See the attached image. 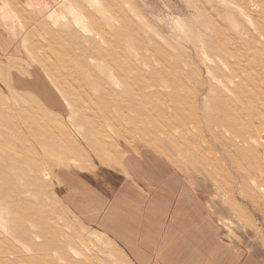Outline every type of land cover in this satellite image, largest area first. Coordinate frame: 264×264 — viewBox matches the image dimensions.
<instances>
[{
	"label": "rangeland",
	"instance_id": "rangeland-1",
	"mask_svg": "<svg viewBox=\"0 0 264 264\" xmlns=\"http://www.w3.org/2000/svg\"><path fill=\"white\" fill-rule=\"evenodd\" d=\"M71 1L41 6L36 19L22 26L26 37L18 54L0 59V264H66L67 254L77 258L87 246L94 247L96 261L114 260L110 240L90 232L62 204L56 171L82 169L90 161L116 164L136 149L153 151L182 174L234 245L264 256V170L256 177L249 169L252 162L264 166V95L243 114L254 145L253 158L245 154L236 161L243 177L221 155V146L205 136L200 113L194 122L190 109L177 114L168 107L176 81L167 66L174 57L187 68L222 65L220 58L202 56H208L205 35L223 32L218 45L224 55L241 64L248 60L258 72L264 63V0H80L91 9L87 16ZM76 20L74 32L68 30ZM257 82L264 85L261 78ZM177 101L190 104L187 98ZM35 143L43 157L35 153Z\"/></svg>",
	"mask_w": 264,
	"mask_h": 264
},
{
	"label": "crops",
	"instance_id": "crops-1",
	"mask_svg": "<svg viewBox=\"0 0 264 264\" xmlns=\"http://www.w3.org/2000/svg\"><path fill=\"white\" fill-rule=\"evenodd\" d=\"M52 2L0 0L1 60L18 54L22 26ZM56 175L62 204L90 232L106 236L115 254L99 262L87 246L77 258L67 254L66 264H264L258 251L231 242L197 189L153 151L128 150L116 164L62 166Z\"/></svg>",
	"mask_w": 264,
	"mask_h": 264
},
{
	"label": "bare ground",
	"instance_id": "bare-ground-1",
	"mask_svg": "<svg viewBox=\"0 0 264 264\" xmlns=\"http://www.w3.org/2000/svg\"><path fill=\"white\" fill-rule=\"evenodd\" d=\"M94 1V0H93ZM103 1V0H102ZM109 1V0H107ZM225 1V0H224ZM261 1V0H260ZM257 2V0H256ZM259 2V1H258ZM246 3V2H245ZM71 4L74 5V7L78 6V10L80 12V15H84L83 13H88V6L83 5V3L80 2V0H72ZM108 4V3H107ZM99 5V4H98ZM243 5V4H242ZM104 6V5H103ZM106 6V5H105ZM241 7V5H240ZM251 8V7H250ZM247 12L252 10V9H248V7L246 8ZM246 11V10H245ZM78 12V14H79ZM253 12V11H251ZM250 12V14H251ZM50 13V12H49ZM92 15V14H91ZM87 16V15H86ZM51 14H50V16ZM85 17V16H84ZM212 17V16H211ZM90 18V16H89ZM91 19V18H90ZM213 17V21H215ZM79 20V19H78ZM78 20H76V22H74V24H70L67 25L70 27V29L68 30H72L74 32V27L76 26V24H78ZM53 21V20H52ZM81 21V20H80ZM211 21V20H210ZM213 21L211 23H213ZM201 23V20H200ZM203 23V22H202ZM217 23V22H216ZM118 24V23H117ZM205 24V23H204ZM207 24V23H206ZM210 24V23H209ZM214 24V23H213ZM212 24V26H213ZM121 26V25H120ZM204 26V25H202ZM209 27V26H206ZM204 27V29L206 28ZM246 27V26H245ZM200 28V27H199ZM211 29V27H210ZM209 29V30H210ZM214 29H217L216 27H214ZM52 30V29H51ZM67 30V31H68ZM208 30V28H207ZM50 31V30H49ZM56 31V30H55ZM64 31V30H63ZM70 31V32H72ZM214 31V30H211ZM217 31V30H216ZM54 32V31H53ZM61 32V31H60ZM201 32V31H200ZM204 33V31H202ZM201 32V33H202ZM206 32V31H205ZM59 33V30L58 32ZM202 33V34H203ZM223 32H215V33H210L208 35H205V40L207 41V45L204 47H206L203 51L205 54H207L208 56L203 55L202 57H206V58H215V59H221L220 61L222 62L218 65H211L208 66L205 64L204 67H199L198 65L196 67H190L187 68L183 63L180 62V58H176L174 57V61H172V59H169V64L167 63V66L169 68L172 69L173 71V79H175L176 81V85H170V87H172V97L175 98L174 102H168V107L170 109H172L174 111V113H179L181 112V110H186L188 111L189 109L191 110V113L193 115V121L195 122L196 120V115L197 113H200L202 118V123H200L201 127H203L202 130L203 133L205 134L206 137H209L211 140L216 141L217 145L219 144L222 148V153L221 155L227 159L228 161H230L232 163L233 169L235 171H237L240 175H243L244 177V173L242 170L239 169V167L237 166L236 162L238 160V158L242 157L243 155H247L245 156L246 158H253V156L249 157V154L252 153L254 151V145L253 143L250 141L249 137V129L243 125L242 123V118H243V114L244 112H247V110H249L250 105L253 102H256L260 99L259 96L264 95V85H261L260 83H258L257 81H259V79L261 78L262 81H264V63L261 65H259V71L255 72L252 69L251 64L249 63L248 60H246L247 62H245L244 64L236 62V61H232L228 56L224 55L225 53L223 52V48H221L218 43L223 39ZM52 34V32H51ZM54 34V33H53ZM52 34V35H53ZM69 34V33H68ZM243 34V31H242ZM200 34H198L199 36ZM250 35V34H249ZM202 36V35H201ZM200 36V37H201ZM242 36V35H241ZM226 37V36H225ZM228 37V36H227ZM54 38V37H53ZM202 39V38H201ZM74 40V39H73ZM73 40H71L73 42ZM76 40V38H75ZM197 40V39H196ZM199 40V38H198ZM197 40V41H198ZM231 40V39H229ZM52 41V39H51ZM114 41V40H113ZM196 41V42H197ZM90 42V41H89ZM111 42V41H110ZM193 42V41H191ZM200 42V41H199ZM198 42V43H199ZM95 43V42H94ZM120 43V42H119ZM50 44V43H49ZM73 45V44H71ZM90 45V44H89ZM96 45V44H95ZM237 45H239V43L237 42ZM258 45V44H256ZM51 46V45H50ZM80 46V45H79ZM92 47V46H91ZM196 49H194V52L196 54H198V52H201L200 50L198 51V46L195 44ZM38 48V47H37ZM80 48V47H79ZM86 48V47H85ZM121 48V47H120ZM237 47H235V53H238V51L236 50ZM257 48V47H256ZM75 49V47H74ZM98 49V48H97ZM255 49V48H254ZM258 49V48H257ZM88 50V49H87ZM95 50V49H94ZM159 50V49H157ZM261 50V49H259ZM92 51V50H91ZM99 51V50H98ZM49 53V52H48ZM87 53V52H86ZM103 53V52H102ZM257 53V52H256ZM260 53V52H259ZM264 54V53H263ZM86 55V54H85ZM89 56V54H87ZM92 56H90L91 58ZM167 57L164 56V59H166ZM171 58V57H170ZM241 59V57L236 58L237 61H239ZM166 63V62H165ZM111 64V63H110ZM113 64V63H112ZM111 64V65H112ZM82 65V64H81ZM92 66V65H91ZM89 66H86V69L91 70V68H88ZM127 67V66H126ZM124 68V67H123ZM161 68V67H160ZM93 69V67H92ZM118 69H122V65H119L117 68H115L116 72ZM132 69H134V66L132 67ZM126 70V69H125ZM124 70V71H125ZM143 70V69H142ZM152 70V69H151ZM149 70V71H151ZM95 71V70H94ZM131 71V70H129ZM80 72V71H78ZM133 72V71H131ZM130 72V74H131ZM129 73V72H128ZM213 73H215L216 75H213ZM81 74V73H80ZM93 75V74H92ZM113 75V74H112ZM139 75V74H138ZM82 76V75H81ZM97 76V75H96ZM142 76V75H141ZM108 77V76H107ZM140 77V75H139ZM218 77H222L224 79L230 78L232 79V81L227 82V80H218ZM98 78V77H97ZM187 79L188 84H181V79ZM107 79V78H106ZM115 79V78H114ZM117 79V78H116ZM99 81H101L98 78ZM117 81V80H116ZM119 81V80H118ZM135 81V80H134ZM138 81V79H137ZM102 82V81H101ZM105 82V81H104ZM120 82V81H119ZM60 83V82H59ZM136 83V82H135ZM81 86L86 89V86L84 85V83H80ZM106 84V83H105ZM104 84V85H105ZM107 85V84H106ZM110 85V84H109ZM116 85V84H115ZM118 85V84H117ZM88 86V84H87ZM108 86V85H107ZM100 87V86H99ZM98 87V88H99ZM128 87V86H127ZM105 88V87H104ZM108 88V87H107ZM151 88V87H150ZM156 88V87H155ZM154 88V89H155ZM159 88V87H158ZM96 89V88H95ZM128 89V88H127ZM97 90V89H96ZM94 90V91H96ZM101 90V88H100ZM102 90H104L102 88ZM111 90V89H110ZM115 90V89H114ZM123 90V89H121ZM118 91V90H117ZM168 91V90H167ZM96 93V92H93ZM92 93V94H93ZM115 93V91H114ZM118 93V92H117ZM120 93V91H119ZM118 93V96H119ZM97 94V93H96ZM156 94V92H155ZM109 95V94H107ZM126 95V94H125ZM135 95V94H133ZM139 95V94H138ZM94 96V95H93ZM100 95H98L99 97ZM110 96V95H109ZM121 96V95H120ZM98 97L96 99H98ZM128 97V95H127ZM139 97V96H138ZM141 97V96H140ZM139 97V98H140ZM100 98H103L102 96ZM125 98V97H124ZM132 98V97H131ZM135 97H133L134 99ZM181 98H187L189 100V105L188 107L184 106L183 104H181L179 101H177V99H181ZM116 99V98H115ZM214 99L215 100V104H211L210 100ZM104 100V99H102ZM110 100V98L108 99ZM107 100V101H108ZM167 100V99H166ZM132 100H130L131 102ZM135 101V100H134ZM98 102V101H97ZM100 102V101H99ZM123 102V101H122ZM129 102V103H130ZM102 103V102H101ZM210 103V105H209ZM107 104V103H106ZM131 105V104H130ZM139 105V104H138ZM79 106V105H77ZM165 106V105H164ZM163 106V107H164ZM253 106V105H252ZM102 107V106H101ZM100 107V108H101ZM190 107V108H189ZM109 108V107H108ZM111 108V106H110ZM126 108V107H125ZM165 108V107H164ZM116 109V108H115ZM137 109V108H136ZM104 110V109H103ZM140 110V109H139ZM138 110V111H139ZM111 111V110H110ZM119 111V110H118ZM85 112V111H84ZM112 112V111H111ZM115 113V111H113ZM112 112V113H113ZM170 112V111H169ZM172 112V111H171ZM128 113V112H127ZM116 115V114H115ZM86 116V115H85ZM110 116V113L109 115ZM114 116V115H113ZM117 116V115H116ZM169 116V115H168ZM104 117V116H103ZM171 117V116H169ZM174 117V116H173ZM181 117V116H180ZM111 118V117H110ZM117 117L113 118L116 119ZM172 118V117H171ZM160 118H158L159 120ZM174 120V118H172ZM178 120V119H177ZM176 120V121H177ZM185 121H188L186 119H184ZM108 121V120H107ZM131 121V120H130ZM175 121V120H174ZM258 122H262V120L259 118V120H257ZM113 122V121H112ZM179 123V121H177ZM165 123V122H164ZM260 123V124H261ZM99 125V124H98ZM130 125V124H129ZM264 125V124H263ZM166 127V126H165ZM221 127H225L226 130L228 131L229 136L225 133V131L223 129H221ZM263 127V126H262ZM29 129V128H28ZM32 130V128H30ZM29 129V130H30ZM36 129L33 128V131ZM41 130V129H40ZM42 131V130H41ZM185 131V130H184ZM183 131V132H184ZM38 132V131H36ZM182 132V133H183ZM186 132V131H185ZM50 134V133H48ZM52 134V133H51ZM264 134V133H263ZM49 137V136H48ZM59 137V136H58ZM177 138V137H175ZM183 138H185L183 136ZM238 138L239 141H235V139ZM186 139V138H185ZM55 140V139H52ZM75 140V139H74ZM73 140V141H74ZM169 140V139H167ZM179 140V139H178ZM193 140V139H192ZM172 141V140H171ZM206 141V140H205ZM58 142V141H57ZM166 142V141H165ZM192 142V141H190ZM180 143V142H179ZM261 143L262 145L264 144V136L261 137ZM78 144V143H77ZM199 144V142H198ZM260 144V143H259ZM68 145V143H67ZM73 145V144H72ZM197 145V144H196ZM258 145V144H256ZM255 145V146H256ZM34 146H36L37 151L35 152L36 154H38L39 156H44V150H42L39 145H37L36 143L34 144ZM33 146V148L31 149V152L34 153V151L36 150V148ZM59 146V145H57ZM61 146V145H60ZM65 146V145H63ZM264 146V145H263ZM194 147V146H192ZM211 147V146H210ZM259 147V146H258ZM68 148V147H66ZM101 149V148H100ZM103 149V148H102ZM212 150V148H210ZM70 150V149H69ZM259 150V149H258ZM97 151V150H96ZM210 151V150H209ZM256 151V150H255ZM100 152V150H99ZM203 153V152H202ZM216 153V151H215ZM262 153V152H261ZM185 155V153H184ZM254 155V153H253ZM186 156V155H185ZM255 156V155H254ZM257 156V154H256ZM191 157V156H190ZM187 158V157H186ZM193 158V157H192ZM245 158V159H246ZM259 160V159H258ZM247 161V160H246ZM249 161H253V160H249ZM257 161V160H256ZM239 164V163H238ZM244 165V164H243ZM242 165V166H243ZM247 165V163H246ZM249 165V162H248ZM245 166V165H244ZM248 167L246 166V169ZM263 161H261V163L259 162L257 165L253 164V162L249 165V169L251 170V173H254L256 177H259L261 175V172H263ZM245 169V168H244ZM245 169V170H246ZM248 172V171H247ZM249 172V173H250ZM253 175V174H252ZM259 182V181H258ZM262 184V182H261ZM264 186V185H263Z\"/></svg>",
	"mask_w": 264,
	"mask_h": 264
}]
</instances>
